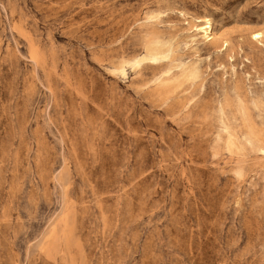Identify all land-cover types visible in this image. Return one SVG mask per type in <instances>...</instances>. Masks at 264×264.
Segmentation results:
<instances>
[{
  "label": "rangeland",
  "instance_id": "1",
  "mask_svg": "<svg viewBox=\"0 0 264 264\" xmlns=\"http://www.w3.org/2000/svg\"><path fill=\"white\" fill-rule=\"evenodd\" d=\"M263 29L264 0H0V264H264Z\"/></svg>",
  "mask_w": 264,
  "mask_h": 264
},
{
  "label": "bare ground",
  "instance_id": "2",
  "mask_svg": "<svg viewBox=\"0 0 264 264\" xmlns=\"http://www.w3.org/2000/svg\"><path fill=\"white\" fill-rule=\"evenodd\" d=\"M199 31H202L206 34H209L208 41L213 40L215 33L212 31L211 26L207 20H203V25L200 26ZM263 37H264V29L260 32L254 33L252 39L253 40H262Z\"/></svg>",
  "mask_w": 264,
  "mask_h": 264
}]
</instances>
